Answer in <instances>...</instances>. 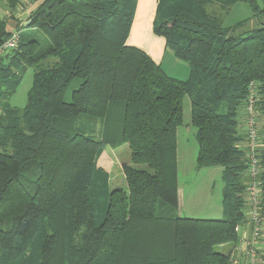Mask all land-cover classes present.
Returning a JSON list of instances; mask_svg holds the SVG:
<instances>
[{
  "label": "trees",
  "instance_id": "16d2710c",
  "mask_svg": "<svg viewBox=\"0 0 264 264\" xmlns=\"http://www.w3.org/2000/svg\"><path fill=\"white\" fill-rule=\"evenodd\" d=\"M31 1L40 3L15 29L17 48L0 57V264H230L236 226L246 221L237 115L251 85L264 126V0H157L153 33L188 65L185 81L126 44L137 0ZM239 3L258 27L224 25ZM9 35L0 19V46ZM27 69L31 86L16 108L9 99ZM185 97L196 170L221 168L219 219L178 216ZM91 120L102 123L98 138L86 133ZM124 144V184L110 188L97 160L104 147ZM260 158L264 207V148ZM97 175L106 193L100 219L91 198ZM226 244V253L215 251Z\"/></svg>",
  "mask_w": 264,
  "mask_h": 264
},
{
  "label": "rangeland",
  "instance_id": "374dc122",
  "mask_svg": "<svg viewBox=\"0 0 264 264\" xmlns=\"http://www.w3.org/2000/svg\"><path fill=\"white\" fill-rule=\"evenodd\" d=\"M157 3V2H156ZM2 10V7H1ZM4 10V9H3ZM136 10V9H135ZM224 25L232 26L241 21L248 20L244 27L239 28V31L246 30L252 27H258L259 21H255L251 17V10L249 6L245 3H239L231 7L225 12ZM250 19V20H249ZM153 31V30H152ZM24 30H22V33ZM238 33V32H237ZM24 34V33H23ZM34 36L38 40L42 47L49 44L47 39L39 32L34 31ZM155 35V34H154ZM157 36V35H156ZM160 37V36H158ZM170 50L169 48H167ZM166 49V54L163 61L164 69L167 73L175 75L178 77L176 79H188V76H182L183 70H176L174 72L172 68H168V62L172 60L173 55ZM171 51V50H170ZM179 62V61H178ZM183 66L187 68L188 65L180 61ZM173 67V65H171ZM170 69V70H169ZM173 71V72H171ZM32 69H27L16 92L9 99V104L16 108H22L26 102V95L31 86L32 82ZM184 77V78H183ZM184 81V80H181ZM182 125L178 128L179 138H178V151L180 157L182 154L185 156L184 162L179 164L178 169V180L180 187L184 186L186 189V202L185 209L181 217L192 218V219H205L213 218L219 219L222 217V207H221V192H222V181H221V168H206L196 170L195 168V157L197 153V144L194 138L195 129L190 125V103L187 97L184 98L182 103ZM245 118V113L241 108L238 111V129L241 133L244 132L245 127L243 124V119ZM84 121V120H83ZM261 120L259 119V122ZM89 128L87 130V135L94 138H98L101 135L102 123L99 120H91L89 122ZM130 150L128 146L122 145L118 149L111 150L108 146L103 148L100 156L97 160V169L101 173L109 174V186L114 188L115 183H118L117 187H123L124 181L121 174V164H130L129 162ZM138 168H146L144 165H135ZM113 178V179H112ZM112 179V180H110ZM193 186V189L188 192L189 188ZM187 186H190L187 188ZM103 180L97 175L92 183L91 188V198L96 205V217L100 219L104 214L105 206V194L103 191ZM211 192V194H210ZM247 210V208H246ZM216 217V218H215ZM230 249V245L226 244L220 247H216L215 251L218 253H226Z\"/></svg>",
  "mask_w": 264,
  "mask_h": 264
},
{
  "label": "built area",
  "instance_id": "2783aa9c",
  "mask_svg": "<svg viewBox=\"0 0 264 264\" xmlns=\"http://www.w3.org/2000/svg\"><path fill=\"white\" fill-rule=\"evenodd\" d=\"M19 32L12 31L8 39L0 46V57L17 48ZM245 130L241 148L244 151L246 165L245 222L236 226L238 235L235 250L239 257L231 258L230 264H264V207L261 201L262 162L260 153L264 143L259 137L260 116L255 107L254 86H250L247 101L243 107Z\"/></svg>",
  "mask_w": 264,
  "mask_h": 264
},
{
  "label": "crops",
  "instance_id": "0c3cea01",
  "mask_svg": "<svg viewBox=\"0 0 264 264\" xmlns=\"http://www.w3.org/2000/svg\"><path fill=\"white\" fill-rule=\"evenodd\" d=\"M156 2L157 0H137L134 19H133V23L130 29V33L126 40V44L144 51L156 64H159L161 66L162 70L168 76L176 79L178 77H175V75H172L170 73H167V71L164 69V66H163V61H164V57L166 54L165 51L167 49V47L165 46V41L162 37H158L154 35L152 31L153 19H154L155 9H156ZM39 3H40L39 1L32 2L31 0H18L15 5V8L11 10L9 7V0H0V19H4V18L7 19V30L9 32L15 31L18 25H21L23 28H26L29 25V22H27L28 16L34 9H36ZM1 7H2V10H1ZM168 51L170 52V54L168 55L170 56L171 54L173 55L172 51L170 50ZM173 57L175 56L173 55ZM180 61L181 60L177 59L176 57L172 58V60L168 62V66H169L168 68H172L174 72H176V70L182 69L183 70L182 76L184 77L189 76L187 75L186 66H183L180 63ZM171 65H173V67H171ZM188 73H189V67H188ZM181 80L185 81L186 79H181ZM260 120L261 121H260V127H259V137L262 139L264 136L263 118L260 117ZM178 138H179V131L177 130V151H176L177 198H178L177 204H178V216H182L183 210L185 209L186 189L184 188V186L180 187L179 180H178V169H179V164L184 162L185 156L182 154V157H180L179 155ZM194 138H195V133H194ZM110 149L114 150L112 148ZM194 164H195V161H194ZM122 165L123 164H121V166ZM193 186L194 185H192L191 187L187 186V188L190 187L188 192H190L193 189ZM205 219H213V218L209 217ZM233 257L238 258L239 251H236L234 249L232 252V258Z\"/></svg>",
  "mask_w": 264,
  "mask_h": 264
}]
</instances>
